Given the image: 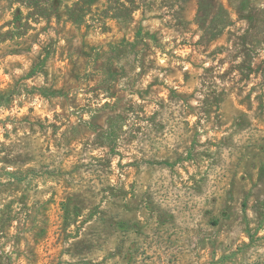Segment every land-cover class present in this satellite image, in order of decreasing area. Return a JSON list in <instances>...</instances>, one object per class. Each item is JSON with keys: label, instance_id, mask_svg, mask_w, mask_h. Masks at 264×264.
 Returning <instances> with one entry per match:
<instances>
[{"label": "rangeland", "instance_id": "rangeland-1", "mask_svg": "<svg viewBox=\"0 0 264 264\" xmlns=\"http://www.w3.org/2000/svg\"><path fill=\"white\" fill-rule=\"evenodd\" d=\"M30 2L0 0V264H264V0Z\"/></svg>", "mask_w": 264, "mask_h": 264}, {"label": "trees", "instance_id": "trees-1", "mask_svg": "<svg viewBox=\"0 0 264 264\" xmlns=\"http://www.w3.org/2000/svg\"><path fill=\"white\" fill-rule=\"evenodd\" d=\"M30 3H33V5L35 4V6H38L40 4V0H31ZM67 207V204H65V208Z\"/></svg>", "mask_w": 264, "mask_h": 264}]
</instances>
